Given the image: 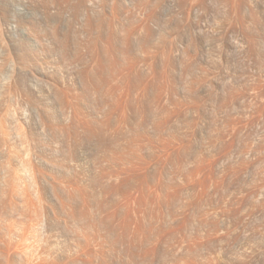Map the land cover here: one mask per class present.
Instances as JSON below:
<instances>
[{
    "label": "bare ground",
    "instance_id": "bare-ground-1",
    "mask_svg": "<svg viewBox=\"0 0 264 264\" xmlns=\"http://www.w3.org/2000/svg\"><path fill=\"white\" fill-rule=\"evenodd\" d=\"M12 1L0 9V264H99L120 208L160 214L166 88L149 98L154 55L119 32V0Z\"/></svg>",
    "mask_w": 264,
    "mask_h": 264
},
{
    "label": "rangeland",
    "instance_id": "rangeland-1",
    "mask_svg": "<svg viewBox=\"0 0 264 264\" xmlns=\"http://www.w3.org/2000/svg\"><path fill=\"white\" fill-rule=\"evenodd\" d=\"M2 5L15 9L12 0ZM119 7L125 23L116 27L135 30L132 50L151 46L157 67L143 66L154 75L148 92L162 80L172 113L160 214L149 201L120 208L115 229L103 232L99 264H264V0H119ZM55 232L69 243L63 225Z\"/></svg>",
    "mask_w": 264,
    "mask_h": 264
}]
</instances>
